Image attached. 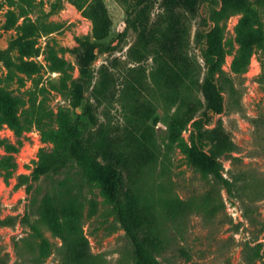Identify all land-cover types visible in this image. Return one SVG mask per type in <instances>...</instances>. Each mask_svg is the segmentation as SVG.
I'll use <instances>...</instances> for the list:
<instances>
[{"label": "rangeland", "instance_id": "obj_1", "mask_svg": "<svg viewBox=\"0 0 264 264\" xmlns=\"http://www.w3.org/2000/svg\"><path fill=\"white\" fill-rule=\"evenodd\" d=\"M215 7L0 0V264H142L108 162L123 174L125 220L159 264H264V0ZM201 37L217 54L214 85ZM86 48L93 80L78 89ZM87 103L100 165L35 180L88 119Z\"/></svg>", "mask_w": 264, "mask_h": 264}, {"label": "trees", "instance_id": "obj_2", "mask_svg": "<svg viewBox=\"0 0 264 264\" xmlns=\"http://www.w3.org/2000/svg\"><path fill=\"white\" fill-rule=\"evenodd\" d=\"M134 7L142 5L147 0H133ZM218 0H210V12L215 11V6ZM129 13L128 20H131L133 11L127 8ZM260 39L259 45L263 51L264 55V23H260ZM126 31L124 30L121 33V37H124ZM202 40V37H201ZM102 48H105L102 46ZM201 50L204 56L205 62L207 64V73L206 81L209 85H214L216 75L219 70V63L217 59V54L215 53L211 44L207 41H201ZM80 61L82 64V75L74 82L75 87L82 89L90 85L93 80V71L91 68V59L88 57V49H85V52L80 53ZM7 111L11 113V110L8 108ZM85 114L88 119H81L79 122V127L76 130L71 141L60 148L58 158L52 164L49 165H39L33 172V177L35 180L40 179L44 175L56 172L59 169L68 167L77 162H81L86 168L94 170V166L100 165V162L97 158V153L94 149L90 148L86 143L85 135L87 131L92 126V115H91V105L87 103L85 106ZM204 124V117L197 119L194 122V136H195V146L197 149H201L203 143V134L202 126ZM212 166L214 170L220 175V179L225 186L231 190L230 180L224 175L221 163L218 159H212ZM106 174L108 176L110 193L112 195L115 212L117 217L122 221L125 226V230L132 240L135 249L136 261L142 264H159L157 260L152 258L149 253L146 245L142 243L138 237L135 229L132 225L128 224L125 220V214L123 209V174L121 170L113 163L108 162L106 165ZM32 186V185H30ZM30 188V187H29Z\"/></svg>", "mask_w": 264, "mask_h": 264}]
</instances>
